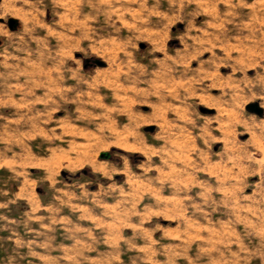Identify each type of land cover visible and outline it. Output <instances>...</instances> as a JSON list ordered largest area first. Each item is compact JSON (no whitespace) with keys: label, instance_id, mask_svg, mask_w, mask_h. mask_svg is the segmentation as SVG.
<instances>
[{"label":"rangeland","instance_id":"obj_1","mask_svg":"<svg viewBox=\"0 0 264 264\" xmlns=\"http://www.w3.org/2000/svg\"><path fill=\"white\" fill-rule=\"evenodd\" d=\"M251 102L264 0H0V264H264Z\"/></svg>","mask_w":264,"mask_h":264},{"label":"water","instance_id":"obj_2","mask_svg":"<svg viewBox=\"0 0 264 264\" xmlns=\"http://www.w3.org/2000/svg\"><path fill=\"white\" fill-rule=\"evenodd\" d=\"M8 25L11 29H16L17 26H18V20L15 19V18H10L8 20ZM141 47H144V44H141ZM96 63L98 65H104V62L103 61H100V60H96ZM260 103L259 102H251V104L249 103L246 108L251 111V112H254L258 115H262L263 112H264V109L261 105H259ZM204 111V110H203ZM155 129V127L152 125V126H148L146 127V130H149V131H153ZM110 156V153L109 152H103L101 154V157L102 158H108Z\"/></svg>","mask_w":264,"mask_h":264},{"label":"crops","instance_id":"obj_3","mask_svg":"<svg viewBox=\"0 0 264 264\" xmlns=\"http://www.w3.org/2000/svg\"><path fill=\"white\" fill-rule=\"evenodd\" d=\"M8 37H10V38L12 39V38L15 37V36H8ZM124 144H125V145H128V146H132V147H134L132 144H128V143H120V146L124 147L125 149L137 150V148L127 147V146H125Z\"/></svg>","mask_w":264,"mask_h":264},{"label":"bare ground","instance_id":"obj_4","mask_svg":"<svg viewBox=\"0 0 264 264\" xmlns=\"http://www.w3.org/2000/svg\"><path fill=\"white\" fill-rule=\"evenodd\" d=\"M211 74V73H210ZM218 85V84H217ZM127 147H131V148H135V147H132V146H128V145H126Z\"/></svg>","mask_w":264,"mask_h":264},{"label":"trees","instance_id":"obj_5","mask_svg":"<svg viewBox=\"0 0 264 264\" xmlns=\"http://www.w3.org/2000/svg\"><path fill=\"white\" fill-rule=\"evenodd\" d=\"M83 173H86V170H83Z\"/></svg>","mask_w":264,"mask_h":264}]
</instances>
